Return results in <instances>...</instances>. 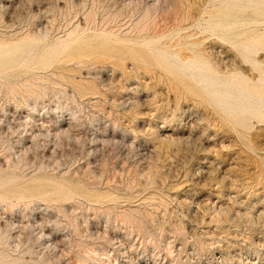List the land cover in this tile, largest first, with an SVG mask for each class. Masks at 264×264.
<instances>
[{"label": "rangeland", "instance_id": "1", "mask_svg": "<svg viewBox=\"0 0 264 264\" xmlns=\"http://www.w3.org/2000/svg\"><path fill=\"white\" fill-rule=\"evenodd\" d=\"M0 264H264V0H0Z\"/></svg>", "mask_w": 264, "mask_h": 264}]
</instances>
